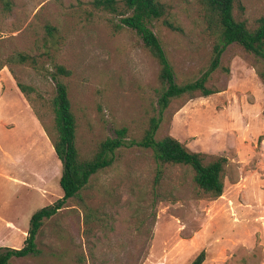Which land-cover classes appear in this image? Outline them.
I'll return each mask as SVG.
<instances>
[{
	"label": "rangeland",
	"instance_id": "rangeland-1",
	"mask_svg": "<svg viewBox=\"0 0 264 264\" xmlns=\"http://www.w3.org/2000/svg\"><path fill=\"white\" fill-rule=\"evenodd\" d=\"M119 12L95 0H0V248L24 246L32 215L64 195L52 99L57 66L77 120L76 145L90 159L127 128L139 141L158 116L159 64ZM167 14L152 29L179 83L208 70L215 36L198 0H159ZM235 16L255 29L264 0H240ZM55 29L54 36L48 33ZM22 53L36 61L14 60ZM229 46L209 86L219 91L174 102L157 138L172 136L207 163L227 158L225 189L204 193L192 170L167 165L157 182L150 151L124 148L82 198L68 201L41 229L37 256L13 264H264L263 67ZM18 83L27 88L21 92Z\"/></svg>",
	"mask_w": 264,
	"mask_h": 264
},
{
	"label": "trees",
	"instance_id": "trees-1",
	"mask_svg": "<svg viewBox=\"0 0 264 264\" xmlns=\"http://www.w3.org/2000/svg\"><path fill=\"white\" fill-rule=\"evenodd\" d=\"M205 9V18L209 30L215 36L211 64L207 71L197 79L179 83L174 67L162 46L159 38L152 29L154 21L161 20L167 14V7L159 0H122L124 16L121 19L122 28L136 32L144 46L159 64L158 116L150 119L143 136L139 141H127V128L116 130V137H108L102 141L90 159H82L76 145L77 120L72 111L67 85L59 76L68 77L71 72L64 66H57L52 74L56 81V95L52 99L55 116L56 136L52 137L53 147L58 159L63 164L60 187L63 197L54 204L36 211L31 219L24 246L20 249L0 248V264H13L14 259L37 256L40 253L37 244L38 235L45 223L55 217L68 201L82 198L84 191L91 186L93 179L101 172L112 168L124 148L137 146L143 151H150L157 164L156 180L159 182L165 167L183 166L193 172L196 185L212 198H219L225 189L224 171L227 158L221 157L207 163L203 154L189 150L183 143L172 136L157 138L158 131L164 121V113L176 101L192 99L196 96L209 97L219 91L212 89L209 82L212 75L221 66L225 50L237 44L247 53L254 55L263 67L257 73L264 82V16L258 21L255 29L249 28L243 20L235 16L240 0H198ZM99 9L119 12L117 0H95ZM242 8V7H241ZM48 33L54 36L55 29L49 28ZM19 63L30 61V56L18 53L13 57ZM22 93L27 95V88L18 83ZM206 254L202 251L190 264H203Z\"/></svg>",
	"mask_w": 264,
	"mask_h": 264
},
{
	"label": "built area",
	"instance_id": "built-area-1",
	"mask_svg": "<svg viewBox=\"0 0 264 264\" xmlns=\"http://www.w3.org/2000/svg\"><path fill=\"white\" fill-rule=\"evenodd\" d=\"M262 145L264 146V142H262ZM264 149V148H263ZM263 155H264V152H263Z\"/></svg>",
	"mask_w": 264,
	"mask_h": 264
}]
</instances>
